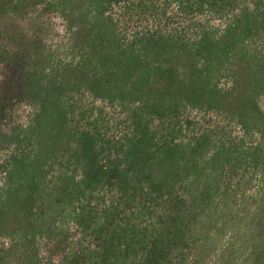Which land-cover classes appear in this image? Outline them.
I'll return each instance as SVG.
<instances>
[{
  "label": "trees",
  "instance_id": "trees-1",
  "mask_svg": "<svg viewBox=\"0 0 264 264\" xmlns=\"http://www.w3.org/2000/svg\"><path fill=\"white\" fill-rule=\"evenodd\" d=\"M78 1L98 5V0L39 2L66 12ZM176 2L184 10L199 0ZM152 3L140 7L158 26ZM250 4L254 12L249 3L238 6V0H202V13L228 8L231 23L218 39L212 31H198L193 45L161 26L156 35L129 40L126 25L134 17L126 14L119 28L120 23L105 19L102 7L92 21L80 15L78 23L70 15L63 57L57 50L44 51L42 57L41 115L32 128L30 151L16 153L6 174L0 235L13 238L16 247H35L49 226L70 211L78 225L99 236L100 264H173L169 257L181 264L185 253L197 248L202 257L211 254L215 264H264V197L251 206L244 200L250 207L239 210L248 173L264 167L263 144L248 147L218 123L199 129L186 113L195 108L214 120L237 113L243 98L239 88L249 78L238 35L248 37L252 20L264 25L253 15L264 12V0ZM167 10L164 5L161 15ZM44 31L50 40L52 32ZM223 78L230 82L228 91L219 88ZM83 93L127 105L132 119L123 124L125 143L103 136L102 121L92 116L78 127L75 115L83 116L85 107L76 97ZM257 108L256 102L239 108V121L248 131L249 122L264 113ZM102 154L115 159L104 165ZM101 185L130 201L122 207L109 204L110 198L97 191ZM157 204L162 206L156 215Z\"/></svg>",
  "mask_w": 264,
  "mask_h": 264
},
{
  "label": "rangeland",
  "instance_id": "rangeland-1",
  "mask_svg": "<svg viewBox=\"0 0 264 264\" xmlns=\"http://www.w3.org/2000/svg\"><path fill=\"white\" fill-rule=\"evenodd\" d=\"M23 1L26 2V5L24 2L20 4L19 0H14L12 3L11 0H0V198L5 185V177L10 170L14 155L22 149L30 151L31 142L29 140L34 136H32V128H37L36 119L41 115L42 57L45 53L53 50H57L58 54L63 57L62 52L69 46L68 40L71 35L68 30L70 15H73L76 21L80 15L92 21L96 16L95 9L102 7L105 19L109 17L120 23L119 28L126 23L122 22L126 18V14L134 17V22L130 26L126 25L129 40H134L136 36V40H139L143 34L148 37L156 35L159 30L158 26H161L164 33L183 36L192 45L200 39L196 37L198 31H212L215 38L218 39L231 23V12L228 11V8H222L221 12L218 10L215 13L214 7H209L202 13V0L195 3L192 8L184 6L186 8L184 10L178 8L176 0H152L153 3L150 7L155 6V11L157 9L155 22L158 26H154L151 14L144 12L140 7L142 3L147 4V0H98L95 2L98 5L91 7L78 1L71 7L67 5L66 12H61L62 8L53 5L49 7L47 3L42 4L39 2L40 0ZM250 1L238 0V6L249 3L254 12L255 6L250 4ZM164 5L168 9L165 16L161 15ZM262 11L259 16H256L258 11L253 14L261 21L264 19ZM76 21L73 22L74 27L77 22L80 23ZM47 28L52 32L50 40L44 37V33H46L44 30ZM248 34L246 39L243 35H238V42L245 52L242 57L245 58L244 65L248 70L249 78L244 86L239 88L243 98L238 99L239 107L235 116L226 113L221 118L214 120L195 108H189L186 113L192 124L199 129L203 125L212 127L218 123L220 127L224 128V132L229 134V137L245 143L248 147L260 142L264 148V113L261 112V120L253 118L249 122V125H253L251 131H248L239 121L241 106L250 107L256 102L258 107L256 111H264V25L260 21L255 23V20H252ZM137 43L140 44L141 41H137ZM235 64L237 67L240 66L238 63ZM176 67L182 72L180 65ZM230 86V82L226 78H223L219 84V88L223 91H228ZM249 97L253 100L248 101ZM76 98L78 105L85 107L82 108L85 110L83 116L78 113L75 115V121L79 128H83L86 123H89L92 116L93 121L96 119L99 122L102 121L99 124V130L103 136H107L110 141L120 145L126 142L127 136L124 137V135L127 129L123 124L132 118L125 111L127 110L125 103L118 101L110 103L100 98L91 97L87 93ZM134 102L133 104L137 107L139 103L136 100ZM257 114L258 112H255L252 116L255 117ZM38 135L34 139H38ZM114 159L111 157L109 160L108 154L99 158L101 162L106 163L104 165L110 164V161H114ZM259 167L261 168L248 173L249 188L246 199H240V201L242 200L240 203L243 205H239L241 206L239 210L250 207L253 202L260 201L261 196L264 197V167ZM241 175H243L242 172L237 183L241 181ZM97 191L101 196L106 195L107 199L110 198L109 204L113 202L123 206L130 201L125 196L118 194L117 189L112 191L105 185L99 186ZM94 194L97 198L98 193ZM244 200H249L250 206L246 205ZM161 206L158 207V204L153 206L156 215L160 212ZM249 211L252 214L255 212L252 208ZM72 214L69 211L58 217L57 224L49 226L48 233L38 239L35 247H16L13 238L8 235H0V264L101 263L102 258L98 252V246L101 243L99 236L78 225L73 220ZM242 214L244 215L243 212ZM152 223L153 221L147 225ZM200 253L198 248L190 253H185L181 264H215V258L209 257L211 254L202 257ZM169 260L173 264L179 263V260L175 258L169 257Z\"/></svg>",
  "mask_w": 264,
  "mask_h": 264
}]
</instances>
